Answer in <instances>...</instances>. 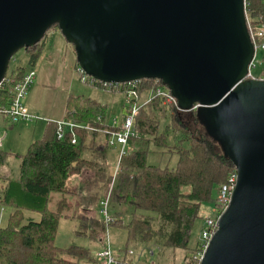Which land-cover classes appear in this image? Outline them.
<instances>
[{
    "label": "trees",
    "instance_id": "1",
    "mask_svg": "<svg viewBox=\"0 0 264 264\" xmlns=\"http://www.w3.org/2000/svg\"><path fill=\"white\" fill-rule=\"evenodd\" d=\"M248 17L254 27L264 24L263 0L252 1ZM54 30L57 26L48 33ZM47 35L40 43L23 49L30 56L31 68L46 47ZM9 67L0 85V113L11 103L13 87L8 80H19L26 72L25 68L10 71ZM259 79H264V71ZM158 85L167 88L162 81L157 84V80H142L135 89V103L140 106L134 123L137 136L129 140L130 150L121 159L117 178L109 162L108 139L119 126L108 123V105L90 98L69 97L65 120L81 128L67 129L64 138L59 139L57 123L49 122L44 136L32 143L27 153L16 155L21 160L17 177L2 171L10 154L0 146V205L13 210L8 225L0 227V264H103L88 248L56 245L62 219L77 221V236L88 237L95 245L103 242L110 227L124 229L127 240L120 250L122 264H134V255L129 252L137 245L183 250L185 263L196 264L193 257L199 243L191 250L190 241L202 219L201 206L212 202L218 206L214 192L228 182L236 167L212 137L199 110L184 111L161 97L147 102L146 96ZM110 91L125 96L128 92ZM163 120L168 124L162 131ZM169 132L173 133L172 145ZM151 145L176 153L177 168L149 164ZM85 170L92 172V179L86 185H72L70 180ZM108 197L114 218L110 224L95 213ZM122 207L132 210L127 224L118 211ZM26 211L40 214L41 219L23 224Z\"/></svg>",
    "mask_w": 264,
    "mask_h": 264
},
{
    "label": "water",
    "instance_id": "2",
    "mask_svg": "<svg viewBox=\"0 0 264 264\" xmlns=\"http://www.w3.org/2000/svg\"><path fill=\"white\" fill-rule=\"evenodd\" d=\"M57 26L104 83L162 81L199 115L238 172L200 264H264V79L244 0H0V85L10 61Z\"/></svg>",
    "mask_w": 264,
    "mask_h": 264
},
{
    "label": "rangeland",
    "instance_id": "3",
    "mask_svg": "<svg viewBox=\"0 0 264 264\" xmlns=\"http://www.w3.org/2000/svg\"><path fill=\"white\" fill-rule=\"evenodd\" d=\"M59 32V31H58ZM73 49L74 47L71 46ZM27 59V52L25 50H19L13 57L10 63V71L17 69L18 67L29 68V64L26 62ZM79 67V65H78ZM264 71V51H260L257 58V68L253 70V74L256 77H260L261 73ZM78 83L76 84L84 96L90 97L91 99L109 106V117L108 123L114 124L115 120L119 119V121L123 117V106L125 105L126 96L121 93H115L110 90H104L96 87H92L90 85L84 84L81 81V77L79 73L77 74ZM150 95V93L148 94ZM149 98V96H146ZM36 118V117H35ZM33 118L27 122L18 123L17 127H21L24 125L31 126L32 124L36 123L37 120ZM39 121V120H38ZM168 121L163 120L161 122V130L163 131L165 127H167ZM169 143L170 145L173 144V133L169 132L168 134ZM41 139V136L38 140ZM187 146V144H186ZM6 147H4L5 149ZM6 150V149H5ZM23 149V155L25 154ZM148 163L155 166H160L162 168H169L171 170L176 169L179 162V156L176 153L170 152V149H163L158 148L151 145L148 149ZM27 153V152H26ZM120 148L111 147V151L109 154V162L113 169L116 168L119 157H120ZM21 161L17 160V158L10 156L9 157V165L11 169L13 168L12 175L13 177H17L19 172V166ZM93 177L92 172L89 170H85V172L81 176L73 177L70 180L72 185L75 187H79L81 185H86ZM185 192H189V188L184 189ZM214 199H218V190L214 192ZM57 200V196L55 197ZM55 202V201H54ZM51 208L54 209V203H52ZM119 209V208H117ZM118 211L123 213V220L125 224L129 223L131 220L132 210L127 207H122ZM216 204L215 202L212 203H205L201 206V217L202 219L199 220L195 226V229L192 234V238L190 241V248L194 250L197 244L200 241L201 230L205 224L207 218H212L216 214ZM112 212V208L110 209V213ZM13 213L12 208L5 207L0 205V227H6L9 223V218ZM96 216L100 219H103V216L100 212V205L97 206L95 211ZM146 215H151V213H145ZM92 215V213H91ZM40 220L41 215L34 212L26 211L24 213L23 224H27L30 220ZM78 230V222L74 220H66L62 219L59 225L58 236L56 240V245L60 248H67L72 245L82 246L91 250L94 256H97L101 251L105 248H112L116 254H121V251L125 247V243L127 240V233L124 229L110 227L108 230V234L104 236V240L102 243L95 245L91 242L90 238L86 237H78L76 232ZM156 247V246H154ZM158 247V246H157ZM134 252L132 255L134 259V264H188L185 263V251L183 250H175V249H164L158 250L156 248L151 249L149 246L146 245H137L135 249L131 250ZM131 255V256H132ZM82 264H89L83 262Z\"/></svg>",
    "mask_w": 264,
    "mask_h": 264
},
{
    "label": "built area",
    "instance_id": "4",
    "mask_svg": "<svg viewBox=\"0 0 264 264\" xmlns=\"http://www.w3.org/2000/svg\"><path fill=\"white\" fill-rule=\"evenodd\" d=\"M253 0H244V7L247 17V24L248 29L251 35L252 42L255 46V53L253 60L249 66V79H259L253 74V70L257 68V58L260 51H264V24L259 25L258 27H254L252 22L248 17V9L251 6ZM78 73L81 77V81L84 84L94 86H102L105 90H128L126 95L125 107H126V115L119 119L115 120L114 125L119 126L118 131H113L110 134L108 139V144L110 147L120 148V157L116 168L114 169V176L117 178L120 172V162L122 157L130 150L129 140L136 137V131L134 128L135 118L140 110V106L135 103L137 98V93L135 91L136 87L138 86L137 82H130V83H104L100 82L89 75H87L84 70L78 67ZM37 78V71L34 68L28 69L25 74L19 80H8L12 84V98L9 107L4 110L1 114L5 115L9 118V120L16 124L23 121H29L34 118V115L30 112L28 106L26 105V99L36 82ZM160 81L157 80V84ZM148 101L150 102L155 97H161L165 100L167 104H172L177 107L178 101L172 95L171 91L168 88H164L160 85L157 86L156 89L150 92L148 95ZM200 108L199 104H195L192 110H198ZM58 125L57 135L59 139H63L65 136V132L67 129L73 131L77 128H81L79 125L75 124L74 122H68L66 120L56 122ZM4 141V137H0V146H2ZM73 144L76 143V139H74ZM238 182V172L237 170L231 175L228 182L223 184L218 189V206H216V214L212 218H207L205 224L201 230L200 241H199V248L198 252L194 255V260L196 264H200L202 259L204 258L205 253L207 252L210 242L213 239L214 235L218 231L219 227V220L226 209L229 207L234 190L237 186ZM110 196V195H109ZM100 212L103 216V219L108 223H112L114 218L110 213V197L104 199L100 202ZM109 230V229H108ZM108 230L107 233L108 234ZM130 255L134 252L130 251ZM97 258L103 264H122V254H116V252L108 247L101 251Z\"/></svg>",
    "mask_w": 264,
    "mask_h": 264
},
{
    "label": "crops",
    "instance_id": "5",
    "mask_svg": "<svg viewBox=\"0 0 264 264\" xmlns=\"http://www.w3.org/2000/svg\"><path fill=\"white\" fill-rule=\"evenodd\" d=\"M71 46L60 31H51L47 35L46 47L36 66L33 67L37 71V78L26 99V105L34 118L36 117L35 119L39 121L37 120L31 126L17 127L18 123H12L8 117L0 113V137H4L1 147L3 149L6 147L4 150L10 156L17 158L16 155H23V149H26L24 150L26 153L32 143L40 136L41 138L44 136L49 122L65 120L70 96L88 98L82 94V88L79 89L76 85L78 63L75 49ZM26 62L29 64V68H25L27 71L31 68L28 54ZM17 160L20 159L17 158ZM13 170L8 158V163L2 171L11 176Z\"/></svg>",
    "mask_w": 264,
    "mask_h": 264
}]
</instances>
